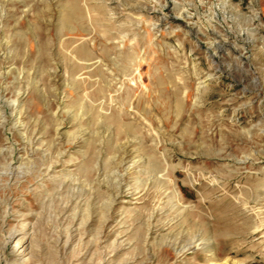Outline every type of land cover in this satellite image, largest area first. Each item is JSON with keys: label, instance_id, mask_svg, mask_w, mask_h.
I'll use <instances>...</instances> for the list:
<instances>
[{"label": "rangeland", "instance_id": "obj_1", "mask_svg": "<svg viewBox=\"0 0 264 264\" xmlns=\"http://www.w3.org/2000/svg\"><path fill=\"white\" fill-rule=\"evenodd\" d=\"M0 264H264V0H0Z\"/></svg>", "mask_w": 264, "mask_h": 264}]
</instances>
